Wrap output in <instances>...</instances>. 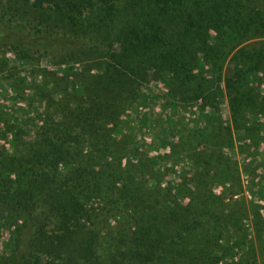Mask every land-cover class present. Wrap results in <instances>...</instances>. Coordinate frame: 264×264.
I'll use <instances>...</instances> for the list:
<instances>
[{
  "label": "trees",
  "instance_id": "1",
  "mask_svg": "<svg viewBox=\"0 0 264 264\" xmlns=\"http://www.w3.org/2000/svg\"><path fill=\"white\" fill-rule=\"evenodd\" d=\"M7 52L31 64L52 56L84 67L77 77L53 69L33 83L46 121L32 139L27 120L0 119L9 133L0 150V217L16 223L0 264H225L227 231L245 243L244 213L213 187L232 170L241 181L236 163L219 151L234 147L222 121L193 134L206 150L191 180L152 187L147 152L95 121L137 107L152 78L167 82L179 105L202 98L215 109L222 93L208 78H221L228 61L234 126L261 138L264 121L251 115L264 114V0H0V83L23 89ZM258 72L260 87L252 83ZM77 78L80 94L72 90ZM179 136L184 148L191 138ZM247 246L238 264H258L256 247Z\"/></svg>",
  "mask_w": 264,
  "mask_h": 264
},
{
  "label": "rangeland",
  "instance_id": "2",
  "mask_svg": "<svg viewBox=\"0 0 264 264\" xmlns=\"http://www.w3.org/2000/svg\"><path fill=\"white\" fill-rule=\"evenodd\" d=\"M120 49L121 45L117 43L115 50L119 51ZM5 55L12 64L16 65V74L22 81L23 89L20 87L21 83L18 86L15 84L14 87L7 83H0V119L2 117V120H6L11 117L14 123L27 120L31 133H29V138L32 139L33 129L35 128L38 132L46 121L43 105L41 102L33 100L36 90L33 83L36 84L42 80V77L45 74L49 75L53 69L62 71L63 74L67 73L73 78L83 71L84 64L82 62L59 63L52 56L42 59L40 63L31 64L20 60L17 56H10L8 52ZM227 64L228 61L224 65L221 78L208 76L210 86L223 95V97L221 95L220 103L215 104V109L211 108L202 98L190 104L179 105L178 100L171 96L167 82L160 78H152L143 83L144 87L148 89V98L139 100L141 103L137 107L126 108L115 120L110 121L108 118L99 122L94 121L97 125L118 128L121 132L129 134L140 151L147 152L146 159L154 166L152 173L145 177L149 187L160 181L163 186L169 183L176 185L184 175L191 180L200 169V161L206 150L204 143L193 141V134L198 128L213 127L217 123L216 120L222 121L233 133L234 147L232 149L228 145H224L219 148V151L229 157L234 164L236 163L237 175L241 181H235L233 170L222 173L223 182L213 186L214 192L222 194L226 202L235 204L240 213L242 212L241 215L244 213L243 220L247 238L243 244V241H240V236L233 232L230 233V230L227 231L225 243L231 247V255L225 264H238L240 257L248 251L249 243H253L256 247L255 255L258 264H264V253L260 254V248L264 247L263 239L258 237V235L262 237L264 235V224L257 220L258 213L264 217V125L260 131L261 138L252 139L236 130L225 85L224 73ZM203 67L207 75L213 74L214 68L209 62ZM31 70L34 72L31 73ZM93 71L98 72V69L95 68ZM3 74L4 70L0 67V76ZM259 75V72L256 73V80H252L256 87H260L258 80L261 75ZM71 81L73 82V80ZM74 85L75 88L72 90L75 93L78 91L80 94V79H74ZM50 86H52V81L49 83ZM169 115L175 122V137L171 133L172 129L169 128ZM251 117L256 121H264V114H254ZM148 118L151 119L150 126L146 125ZM182 134L191 138V140L184 141V148L178 146L180 144L179 135ZM169 137L173 139V142L167 146L164 141ZM6 141L9 143V133L0 120V150H5ZM128 157L132 158V155ZM15 225L16 223L11 225L0 217V258L11 252V234Z\"/></svg>",
  "mask_w": 264,
  "mask_h": 264
},
{
  "label": "built area",
  "instance_id": "3",
  "mask_svg": "<svg viewBox=\"0 0 264 264\" xmlns=\"http://www.w3.org/2000/svg\"><path fill=\"white\" fill-rule=\"evenodd\" d=\"M6 145H7V147H6V148H8V147H9V143H8V141H6Z\"/></svg>",
  "mask_w": 264,
  "mask_h": 264
}]
</instances>
